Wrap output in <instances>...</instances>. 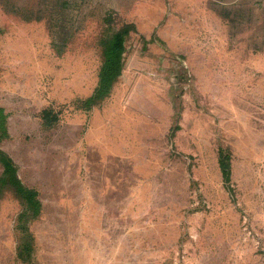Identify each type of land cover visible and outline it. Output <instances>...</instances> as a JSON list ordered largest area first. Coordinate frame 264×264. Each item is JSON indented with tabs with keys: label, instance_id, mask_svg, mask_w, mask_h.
Instances as JSON below:
<instances>
[{
	"label": "rangeland",
	"instance_id": "obj_1",
	"mask_svg": "<svg viewBox=\"0 0 264 264\" xmlns=\"http://www.w3.org/2000/svg\"><path fill=\"white\" fill-rule=\"evenodd\" d=\"M0 107V264H264V0H0Z\"/></svg>",
	"mask_w": 264,
	"mask_h": 264
},
{
	"label": "trees",
	"instance_id": "obj_2",
	"mask_svg": "<svg viewBox=\"0 0 264 264\" xmlns=\"http://www.w3.org/2000/svg\"><path fill=\"white\" fill-rule=\"evenodd\" d=\"M132 29V25H126L114 30L108 37L102 40L105 60L100 73L98 86L90 97L89 102H97L107 96L112 90L114 82L121 75L125 41ZM5 119L4 110L0 107V141L6 131ZM0 162L4 165V172L0 178V194L7 188L13 189L25 204V214H39L41 202L38 199V192L34 189L27 188L22 183L12 159L1 148ZM221 166L224 177L228 180L230 178V168L225 159H221Z\"/></svg>",
	"mask_w": 264,
	"mask_h": 264
}]
</instances>
